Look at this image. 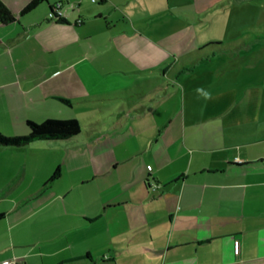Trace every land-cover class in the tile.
<instances>
[{
	"label": "crops",
	"instance_id": "crops-1",
	"mask_svg": "<svg viewBox=\"0 0 264 264\" xmlns=\"http://www.w3.org/2000/svg\"><path fill=\"white\" fill-rule=\"evenodd\" d=\"M0 1L14 16L0 22V125L21 135L47 106L72 118L74 102L98 100V135L80 140L97 168L73 167L59 191L0 188V264H264V61L234 55L209 69L196 60L229 49L211 41L153 66L193 44L160 48L118 27L115 5L131 0H44L27 13L31 0ZM5 159L20 180L50 172L45 156Z\"/></svg>",
	"mask_w": 264,
	"mask_h": 264
},
{
	"label": "rangeland",
	"instance_id": "rangeland-1",
	"mask_svg": "<svg viewBox=\"0 0 264 264\" xmlns=\"http://www.w3.org/2000/svg\"><path fill=\"white\" fill-rule=\"evenodd\" d=\"M117 4L115 8L118 10L113 12V18L118 27L125 28L127 26L139 30L160 48L179 46L186 41L193 44L187 52L172 53L167 50L168 53L165 55L164 61H157V65L153 66L168 65L172 61H185L187 54L193 53L197 46L211 41H222L228 44L229 49L217 51L214 56H205L196 60L210 61L208 64L205 62L203 64L209 69L213 70L217 67L214 66L215 61L234 60V55L239 56L241 61H264V0H169L171 6L177 5L174 9L173 7H163L167 5V2L160 3L158 0H131L127 4V8L124 9L121 7L122 5ZM158 8L160 10L156 12ZM247 72L249 73V70ZM157 73L160 74V72ZM216 73L219 72L216 70ZM72 106L73 108H71ZM72 106L67 109L72 112L73 119L80 121V133L74 139L61 145L37 147L33 150L0 152L4 159L3 165L0 163V188H16V193L21 196L26 192L25 189L35 187L48 188L47 192L59 191L67 185V171L73 167L84 173L90 169L93 170V167L97 168L96 161L89 159L85 143H81L80 140L92 139L98 135V100L78 101L74 102ZM46 113L49 115L48 117H44ZM38 115L39 117H34L35 122H41L46 118L72 119L57 114L52 106H47L45 113L40 112ZM13 128L15 127L12 126L8 129L0 125V133L13 136ZM21 129L24 130L23 132H27L24 123ZM73 140L76 141L72 142ZM11 148L15 149L14 146ZM26 152L37 155L39 158L45 156L41 170L48 168L50 172L40 183L38 177L32 179L28 176L24 180H20L15 175L19 163L17 161L9 163L5 159L16 153L26 154ZM54 162L56 164L52 166L51 164ZM62 171L66 172L59 176ZM42 173L44 172L40 171V175ZM96 181V183L86 185L87 189L98 185V177ZM71 196L74 197L73 194Z\"/></svg>",
	"mask_w": 264,
	"mask_h": 264
},
{
	"label": "trees",
	"instance_id": "trees-1",
	"mask_svg": "<svg viewBox=\"0 0 264 264\" xmlns=\"http://www.w3.org/2000/svg\"><path fill=\"white\" fill-rule=\"evenodd\" d=\"M44 0H31L20 11L27 13L33 10ZM51 10V7H50ZM14 19V16L7 10L0 1V22L8 23ZM65 103H70L66 98H60ZM25 126L27 132L21 135L6 136L0 133L1 146H20L36 140L64 139L76 135L80 131L79 121L77 119H52L47 118L41 122L26 120ZM54 178V176H52ZM52 180V179H51ZM3 213H0V218Z\"/></svg>",
	"mask_w": 264,
	"mask_h": 264
},
{
	"label": "built area",
	"instance_id": "built-area-1",
	"mask_svg": "<svg viewBox=\"0 0 264 264\" xmlns=\"http://www.w3.org/2000/svg\"><path fill=\"white\" fill-rule=\"evenodd\" d=\"M92 1H95V0H92ZM63 6V2L62 1H58L57 3L53 4L51 6V10L49 12V16L51 19H54V20H61L63 19L64 17V10L62 8ZM80 21V20H78ZM148 168L150 169L151 166H148ZM2 264H10V261L9 260H4L2 261Z\"/></svg>",
	"mask_w": 264,
	"mask_h": 264
},
{
	"label": "clouds",
	"instance_id": "clouds-1",
	"mask_svg": "<svg viewBox=\"0 0 264 264\" xmlns=\"http://www.w3.org/2000/svg\"><path fill=\"white\" fill-rule=\"evenodd\" d=\"M197 92H198L199 94H202L203 97H204L205 99H210V98H211V97H210V93L202 92V90H200V89H198Z\"/></svg>",
	"mask_w": 264,
	"mask_h": 264
}]
</instances>
